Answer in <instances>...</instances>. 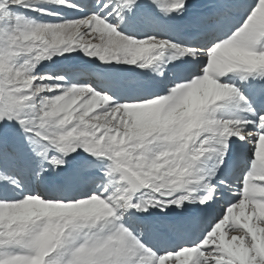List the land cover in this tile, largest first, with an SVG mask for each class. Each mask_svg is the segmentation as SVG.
<instances>
[{"label": "snow or ice", "instance_id": "snow-or-ice-1", "mask_svg": "<svg viewBox=\"0 0 264 264\" xmlns=\"http://www.w3.org/2000/svg\"><path fill=\"white\" fill-rule=\"evenodd\" d=\"M0 264H264V0H0Z\"/></svg>", "mask_w": 264, "mask_h": 264}, {"label": "rangeland", "instance_id": "rangeland-1", "mask_svg": "<svg viewBox=\"0 0 264 264\" xmlns=\"http://www.w3.org/2000/svg\"><path fill=\"white\" fill-rule=\"evenodd\" d=\"M74 65H81V66H86L87 67V70L90 71V72H93L95 73L96 76H99L100 78H106L107 76L109 75H114V76H121V77H126L128 80H140V79H147V78H140V77H137L134 73H131V72H119V73H106L104 70H103V66H87V62L84 58H81L79 61H73V62H70L68 65H66L67 67L71 68L73 67ZM47 70V69H46ZM52 71H55L57 70V66H52L51 68ZM131 87H134L131 86Z\"/></svg>", "mask_w": 264, "mask_h": 264}, {"label": "bare ground", "instance_id": "bare-ground-1", "mask_svg": "<svg viewBox=\"0 0 264 264\" xmlns=\"http://www.w3.org/2000/svg\"><path fill=\"white\" fill-rule=\"evenodd\" d=\"M34 15V14H33ZM245 151L247 152V154L250 156V145L245 147Z\"/></svg>", "mask_w": 264, "mask_h": 264}]
</instances>
